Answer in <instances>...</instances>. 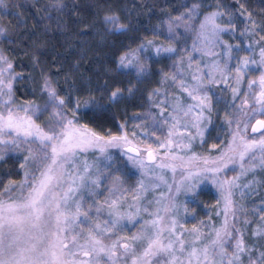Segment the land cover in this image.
I'll return each mask as SVG.
<instances>
[{"label":"snow or ice","instance_id":"snow-or-ice-1","mask_svg":"<svg viewBox=\"0 0 264 264\" xmlns=\"http://www.w3.org/2000/svg\"><path fill=\"white\" fill-rule=\"evenodd\" d=\"M10 163L0 264H264V7L0 0ZM205 182L216 220L187 199Z\"/></svg>","mask_w":264,"mask_h":264},{"label":"rangeland","instance_id":"rangeland-1","mask_svg":"<svg viewBox=\"0 0 264 264\" xmlns=\"http://www.w3.org/2000/svg\"><path fill=\"white\" fill-rule=\"evenodd\" d=\"M225 2V1H224ZM228 5H231V3L229 2H225ZM142 139H148L146 135H144L142 137ZM149 143H155V138L152 137L151 139H148ZM213 143L212 140H209L208 143H206L203 148L197 147V151H202L205 153H214L215 150H213L211 148V144ZM145 145H141L140 147H144ZM114 152H118L120 153L121 157H123V153L121 152V150L115 149L113 150ZM128 170L129 173H135L137 170L134 169L131 164H128ZM22 172V170H20ZM238 171V169H237ZM23 174V172H22ZM138 175V172L136 173ZM235 173H230L228 174L229 177H231L232 175H234ZM23 178V177H22ZM129 178H131V181L129 183H135V181L138 179V176L136 175H132ZM19 181V180H18ZM243 181V178H242ZM202 190H198L197 195L201 198V200L203 201V203H199V201L193 197V196H188L187 199L190 203V205L194 208H196V212L198 214L199 219L202 220H207L209 216H212L213 220H216L217 217L214 215L213 213V208L215 207L216 204V199L218 198V192L215 189L214 186H212L211 184L205 182L204 185L201 186ZM259 201H257L258 203ZM205 205H207V207H205ZM195 222L194 221V217H189L188 218V223L191 224Z\"/></svg>","mask_w":264,"mask_h":264},{"label":"trees","instance_id":"trees-1","mask_svg":"<svg viewBox=\"0 0 264 264\" xmlns=\"http://www.w3.org/2000/svg\"><path fill=\"white\" fill-rule=\"evenodd\" d=\"M225 2H230L231 5H234L236 3V0H224ZM83 2L85 3H90L92 2V0H83ZM127 2L129 4H131L133 2V0H127ZM154 2H158L160 4H178L181 2V0H154ZM246 3H247V6L249 7L250 10H252L253 12H258L262 7H264V0H246ZM105 49L101 48V51H104ZM28 91V89L26 87H23L21 86L19 88V92H18V98L23 100L25 99V95L24 93ZM132 103H136L135 101H133ZM140 111L139 107H132V105L130 104L128 106V116H132L134 113ZM120 120V116L118 115L117 116V121ZM83 122H86V121H82ZM136 122L135 121H129V124H128V131H129V135H130V139L132 138L131 137V133L132 132H136V137L133 141L134 144H138V142L142 139V137L144 135H146L144 132L141 131V129L139 128H135L133 127V125L135 124ZM111 123L108 124V127H111ZM107 130V128L105 129V131ZM142 144H139V146H141ZM121 152L123 153V150H121ZM9 169H11V172L9 174V178L11 179H14V180H21L22 177H23V174L22 172L20 171L18 165L13 168L11 163L9 164V168L6 169V168H3V167H0V180H3L5 178V175L6 173L9 172ZM230 173H233L232 171H229L228 174ZM131 181V178L129 180V182Z\"/></svg>","mask_w":264,"mask_h":264}]
</instances>
